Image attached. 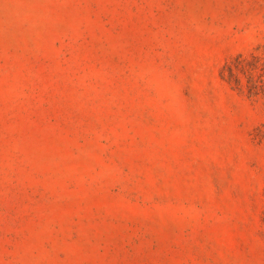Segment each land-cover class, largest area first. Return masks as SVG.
Returning <instances> with one entry per match:
<instances>
[{
  "label": "rangeland",
  "instance_id": "374dc122",
  "mask_svg": "<svg viewBox=\"0 0 264 264\" xmlns=\"http://www.w3.org/2000/svg\"><path fill=\"white\" fill-rule=\"evenodd\" d=\"M0 264H264V0H0Z\"/></svg>",
  "mask_w": 264,
  "mask_h": 264
}]
</instances>
